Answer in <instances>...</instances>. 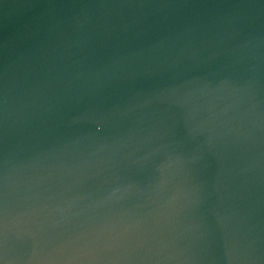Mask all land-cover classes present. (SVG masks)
Segmentation results:
<instances>
[{
    "label": "water",
    "instance_id": "1",
    "mask_svg": "<svg viewBox=\"0 0 264 264\" xmlns=\"http://www.w3.org/2000/svg\"><path fill=\"white\" fill-rule=\"evenodd\" d=\"M0 264H264V0H0Z\"/></svg>",
    "mask_w": 264,
    "mask_h": 264
}]
</instances>
